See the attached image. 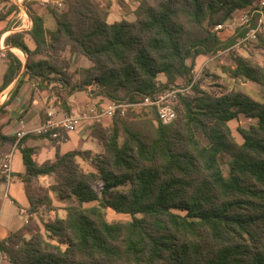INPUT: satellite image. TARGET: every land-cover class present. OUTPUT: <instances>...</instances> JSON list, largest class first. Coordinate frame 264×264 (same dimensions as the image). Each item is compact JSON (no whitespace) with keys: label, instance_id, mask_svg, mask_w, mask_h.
<instances>
[{"label":"trees","instance_id":"obj_1","mask_svg":"<svg viewBox=\"0 0 264 264\" xmlns=\"http://www.w3.org/2000/svg\"><path fill=\"white\" fill-rule=\"evenodd\" d=\"M259 1L140 0L134 21L109 23L110 1L65 0L62 9L49 8L57 24L51 35L32 7L37 3H26L35 49L28 48L23 33L6 39L7 46L21 49L28 60L23 64L6 51L0 92L25 66L24 81L38 88L58 80L69 95L95 86L109 101L140 102L180 77L190 82L199 57L234 43L221 42L216 25ZM6 17L0 13V22ZM257 48L264 50V35ZM67 51L94 66L72 72ZM231 66L233 79L245 78L264 92L263 66L240 56L231 58ZM160 74L166 83H158ZM241 116L257 125L239 129L240 144L229 124ZM127 121L118 113L108 126H93L92 136L104 148L99 154H61L58 141L48 135L56 160L39 164L34 149L25 145L29 136L20 140L24 182L55 178L37 205L46 201L51 206L52 195L60 202L73 198L78 205L45 223L44 231L29 218L0 241V257L10 264H264V101L233 90L215 96L196 85L192 95L180 99L173 123L141 121L153 127L146 135ZM199 131L207 144L198 138ZM226 155L231 158L228 177L221 167ZM79 159L93 170L85 171ZM108 209L131 220L110 222Z\"/></svg>","mask_w":264,"mask_h":264},{"label":"crops","instance_id":"obj_2","mask_svg":"<svg viewBox=\"0 0 264 264\" xmlns=\"http://www.w3.org/2000/svg\"><path fill=\"white\" fill-rule=\"evenodd\" d=\"M108 1L111 2L108 16L109 23L118 22L123 19L133 20L134 11L139 5V0H101L102 4H106ZM35 2L37 4L32 7L42 16L49 35L54 34L57 31L56 21L42 0H9L7 4L0 3V13L7 15L0 22V87L7 69L5 59L7 50L15 53L23 64H26L28 60L21 49L7 46L6 39L13 34L23 33L28 48L30 50L35 49V43L29 34L33 28V21L26 6V3L33 4ZM10 7H15V9L10 12ZM122 7L126 9V12L122 10ZM256 46L240 52L238 56L251 58L264 67V50ZM19 51L23 55H20ZM65 55L71 56L72 72L77 70V68L88 69L94 66L92 62L80 54L71 55L67 51ZM74 68L76 69L74 70ZM25 75L26 67L24 66L19 77L7 89L0 92V176L3 157L12 152V172L14 177L7 196L5 197L3 190L0 191V241L5 240L12 232L21 229L26 224V221L34 216V213L30 211L32 205L27 192V184L24 182L26 169L20 151V141L17 145V140L14 141L18 119H24L28 130H34L42 126L48 119L62 121L70 115L80 114L89 105L98 102V99H105L103 104L108 102L102 96L93 98L87 91L68 95L66 100L60 98V96H56V99L50 91L51 86L44 89L38 88L33 81H24ZM16 89H18V93L14 94ZM109 124V120H104L102 123L104 126H108ZM93 129V126L83 123L76 131L69 133L66 136V140L57 142L59 152L61 154L72 151H90L94 154L102 153L104 150L103 145L92 136ZM28 136L29 138L25 145L34 149L35 154L33 158L37 163L42 164L45 161L56 160L57 149L50 138L34 134H27L25 137ZM40 178L41 180H47L49 176H41ZM2 183L3 181L0 185ZM54 198V195H52V199ZM0 264L10 263L5 256H2L0 257Z\"/></svg>","mask_w":264,"mask_h":264},{"label":"built area","instance_id":"obj_3","mask_svg":"<svg viewBox=\"0 0 264 264\" xmlns=\"http://www.w3.org/2000/svg\"><path fill=\"white\" fill-rule=\"evenodd\" d=\"M42 1L45 7L53 9H62L65 2V0ZM214 33L221 42L224 43L230 39H234V43L225 50H219L210 56H202L207 60L203 66L223 55L234 53L238 56L241 51L248 50L259 43L260 36L264 35V0H260L252 7L238 12L232 21L216 25ZM199 60L200 57L197 59V64H200ZM196 68H199V66L196 65ZM194 72L196 73L195 75L193 74V79L190 82L180 77L170 88L159 90L154 96L146 97L140 102L124 103L108 100L107 103L99 106L91 104L80 114L70 115L62 121L48 119L42 126L34 130H28L24 119H18L15 132L17 139L16 145L27 134L46 137L49 135L52 139L64 141L69 133L76 131L83 123L94 126L96 124H102L104 120L111 122L118 110L122 114H125L126 108H131L136 111L144 109L147 118L153 119L156 116L161 124H171L177 118V107L180 99L194 92V87L197 85L201 69L193 70L192 73ZM12 159L13 154L10 152L3 157L1 162L0 179L3 183L0 185V191H4L5 197L14 180Z\"/></svg>","mask_w":264,"mask_h":264},{"label":"rangeland","instance_id":"obj_4","mask_svg":"<svg viewBox=\"0 0 264 264\" xmlns=\"http://www.w3.org/2000/svg\"><path fill=\"white\" fill-rule=\"evenodd\" d=\"M122 10L126 12V9L123 8ZM134 20H135V16L133 17L132 21ZM241 52H244V51H241ZM232 57H238V56H236L234 53L223 55V56L215 58L212 62L207 63L205 66L203 65L206 63L207 60L203 57H200V60H199L200 64L196 63V65H198L199 68H196L195 66V69H194V71L196 69L198 70L201 69V72L198 76L199 78H198L197 85H200V88L202 91H205L211 95L217 96V95H221L222 93H227L233 90V91L244 92L248 94L250 97H252L253 99L263 102L264 92L261 86L245 78H237V79L232 78L228 70L229 68L232 67L231 66ZM75 69L76 68H74V70ZM78 69L79 68H77V70ZM195 73L196 72H194L193 74L195 75ZM51 78L58 79V76L53 75L51 76ZM166 81L167 79L165 75L160 74L158 76V83L164 84L166 83ZM50 86H51L50 91L52 92V95L54 96V98H56V96H60V98L66 100L67 96L69 95L68 88L64 89L61 83L58 82V80H53L52 83L48 85V87ZM87 93L91 94L93 98H97L99 96L98 89L95 86H90V89L88 88ZM104 102H105V99L102 98V99H98V102H94V104L99 106L103 104ZM118 113L122 117H126L128 120L127 122L130 123V125L133 126L134 129H137L146 135H150L152 133L153 127L149 124H146L145 122H141L144 120L151 119L145 116L146 112L144 109L141 111H138V110L136 111L131 108H126L125 114H122L120 110L117 111L116 115ZM154 117L155 118L153 119H156V116ZM157 125L158 124H156L155 126ZM229 125H230V128L232 130L233 136L235 137L236 141L241 144L243 142V139H242L241 134L239 133V129H249L251 126H256L257 121L252 118H246L244 116H241L239 119L230 122ZM197 135L203 144L208 143V140L205 137V135H203L202 131H199ZM124 139H125V136L122 134L120 138V142L123 143ZM230 161H231V158L227 155L221 157V167L226 177H228L229 175ZM79 162L85 171L93 170V168H91V166L87 162H83L80 159H79ZM49 178H47V180L46 179L41 180V178H39L33 183L27 184L28 196L33 204L36 203L35 207L33 206L30 210L32 213H34V216L30 217V219H32V222L30 221V224L39 226L42 231H44L43 225L47 223L48 221L53 220L56 217V215H58L59 217H64L66 214L65 210L68 207L78 205V201L73 198L68 199L67 201H64V202H60L54 198L52 199V202L54 204H52L51 206H49L46 203V201H44L42 205L38 206L37 201L44 199L46 195L51 191V188L56 184L55 178L53 176H49ZM96 187L99 188V186H96ZM94 204H86L84 206L89 207V206H93ZM106 213H107V219L110 222H125V221L131 220V217L129 215L118 214L112 211L111 209H108ZM20 220L22 219L20 218ZM28 239H29V236H28ZM7 260L9 262L8 258Z\"/></svg>","mask_w":264,"mask_h":264},{"label":"bare ground","instance_id":"obj_5","mask_svg":"<svg viewBox=\"0 0 264 264\" xmlns=\"http://www.w3.org/2000/svg\"><path fill=\"white\" fill-rule=\"evenodd\" d=\"M20 55H23L20 51L18 52Z\"/></svg>","mask_w":264,"mask_h":264}]
</instances>
